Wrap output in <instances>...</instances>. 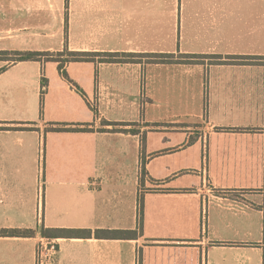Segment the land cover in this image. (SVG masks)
Instances as JSON below:
<instances>
[{"label": "crops", "instance_id": "obj_1", "mask_svg": "<svg viewBox=\"0 0 264 264\" xmlns=\"http://www.w3.org/2000/svg\"><path fill=\"white\" fill-rule=\"evenodd\" d=\"M66 6L0 0L5 58L64 48L196 57L70 62L83 93L58 62L0 59V230L36 231L0 236V264H35L42 228L59 240L57 264H263L264 59L242 57L264 55V0ZM141 198L138 236H96L137 229Z\"/></svg>", "mask_w": 264, "mask_h": 264}, {"label": "trees", "instance_id": "obj_2", "mask_svg": "<svg viewBox=\"0 0 264 264\" xmlns=\"http://www.w3.org/2000/svg\"><path fill=\"white\" fill-rule=\"evenodd\" d=\"M9 54V52L6 51H0V59L4 60H11L14 62L19 61H29V60H39L44 57L45 60L48 61H55L59 64V70L61 73L72 83L76 86V88L83 93V90L70 79L69 75L66 71V64L70 62H81V61H93L95 62V57H99V60L96 62L101 63H124V62H141V60H138V57L140 56H148L149 62L153 63H173V62H179L183 61L182 58L187 57H196V56H190V55H183L180 54L179 57L176 59L175 54L171 53H127V52H100V51H83V50H70L69 48H64L60 51H15L11 53L10 58H5ZM6 55V56H5ZM242 58L245 59H264L263 56L258 57H250V56H243ZM188 62H194L197 60H184ZM187 63V62H185ZM44 92V90L42 91ZM104 124L106 125H113V129L115 131H129L132 133H139L140 130L137 128H131L130 130H126L124 128H121L120 125H123L121 123L116 122H110L105 120ZM56 130H63L66 128L57 127ZM145 170V166H143V171ZM264 209V205L262 206ZM143 200L139 201V214H140V220H139V227L135 230H116V229H103V230H96L95 234L97 237L100 238H108V239H121V238H133L138 236L139 232L142 230V218H143ZM72 234H80L81 232L86 235H90V231H80V230H71L69 231ZM41 233L44 236H52V230L50 229H41ZM36 234L35 230L32 229H1L0 230V236H33ZM263 264H264V256H263Z\"/></svg>", "mask_w": 264, "mask_h": 264}, {"label": "built area", "instance_id": "obj_3", "mask_svg": "<svg viewBox=\"0 0 264 264\" xmlns=\"http://www.w3.org/2000/svg\"><path fill=\"white\" fill-rule=\"evenodd\" d=\"M59 251V240L41 236L36 247L35 264H57Z\"/></svg>", "mask_w": 264, "mask_h": 264}, {"label": "rangeland", "instance_id": "obj_4", "mask_svg": "<svg viewBox=\"0 0 264 264\" xmlns=\"http://www.w3.org/2000/svg\"><path fill=\"white\" fill-rule=\"evenodd\" d=\"M66 2H67V6H66V12H67L69 10V0H66ZM144 54H148V53H144ZM175 55H176V59L177 58H180L179 57L180 54H175ZM139 59L141 60V62H134V63H153V62H149L148 61L149 60V57L148 56H140V57H138V60ZM95 60L98 61L99 60V57H95ZM173 63H177V62H173ZM153 64H163V63H153Z\"/></svg>", "mask_w": 264, "mask_h": 264}]
</instances>
